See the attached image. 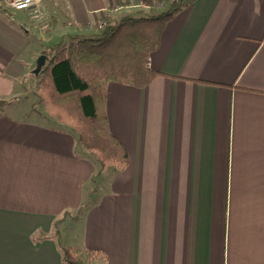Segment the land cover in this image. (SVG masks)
<instances>
[{
  "label": "crops",
  "instance_id": "0c3cea01",
  "mask_svg": "<svg viewBox=\"0 0 264 264\" xmlns=\"http://www.w3.org/2000/svg\"><path fill=\"white\" fill-rule=\"evenodd\" d=\"M41 1L80 27L155 0ZM30 36L0 14V264H66L67 246L106 255L95 264H264V0L193 1L150 55L151 84H107L129 165L105 183L72 127L11 112L33 87Z\"/></svg>",
  "mask_w": 264,
  "mask_h": 264
},
{
  "label": "trees",
  "instance_id": "16d2710c",
  "mask_svg": "<svg viewBox=\"0 0 264 264\" xmlns=\"http://www.w3.org/2000/svg\"><path fill=\"white\" fill-rule=\"evenodd\" d=\"M173 1L161 0L168 5L166 9L151 10L138 17H107L105 24L94 27L91 34H76L68 43L61 40L47 45L41 51L47 56L45 65L38 74L31 71L39 80L29 93L35 94L36 103L43 105L49 116L72 127L100 170L110 166L122 171L129 165L126 148L108 127L107 84L117 82L145 88L158 76L151 67L150 55L159 49L162 34L175 14L195 0H176L175 4ZM0 14L8 23L26 30L1 3ZM58 23L52 21L50 30ZM80 27L87 30L88 25ZM9 104L11 100L0 97V113ZM62 257L66 264H95L98 259H107L99 251L73 246L63 247Z\"/></svg>",
  "mask_w": 264,
  "mask_h": 264
},
{
  "label": "rangeland",
  "instance_id": "374dc122",
  "mask_svg": "<svg viewBox=\"0 0 264 264\" xmlns=\"http://www.w3.org/2000/svg\"><path fill=\"white\" fill-rule=\"evenodd\" d=\"M161 0H155L153 3H147L146 5L144 4H138V5H132L128 7H121V4L116 6L117 11L113 12L112 15H106L104 18L101 19V21L97 23H93L88 25L87 30H84L78 25L72 23V22H59V26H57L55 29L52 28L50 30V24L51 22L49 21L48 17L45 15L43 12V9L41 7L40 13H32V12H16L13 13V15L18 19L19 23L23 25L29 32H30V41L32 42L33 48L37 49V51L34 50V52L39 53L42 51V49L47 46L54 44L59 41H63L64 43H68L70 38L76 34H91L94 30V27H102L106 20L107 17L111 19H118L120 17H127V16H134L138 17L143 13L148 14L151 12V10L155 11H161L167 8L168 5L165 3H160ZM1 3V2H0ZM35 14V15H34ZM49 24V25H48ZM49 27V28H48ZM41 54V53H40ZM36 68V62L33 63L32 66V71ZM30 76L26 79L24 82L25 85H32V90L35 88L36 82L39 80V78L34 77L33 73L30 71ZM25 95V94H24ZM36 96L34 93H29V96L27 98L20 97V100L14 104V106L11 109V112L14 114L15 117H20L21 111H42L43 113L49 115L45 109V107L41 104H37ZM28 117L27 115H25ZM34 114H31L30 117H28L29 120H37L36 116ZM62 123V122H60ZM65 124V123H62ZM67 125V124H66ZM70 126V125H69ZM71 127V126H70ZM113 167H110L107 169V172L102 176L99 177L98 179L103 183L106 182L109 176L112 175ZM103 185L96 186L95 187V194H100L101 190H103ZM74 224V222H73Z\"/></svg>",
  "mask_w": 264,
  "mask_h": 264
},
{
  "label": "built area",
  "instance_id": "2783aa9c",
  "mask_svg": "<svg viewBox=\"0 0 264 264\" xmlns=\"http://www.w3.org/2000/svg\"><path fill=\"white\" fill-rule=\"evenodd\" d=\"M41 0H1L3 7L16 12L40 13ZM34 14V15H35Z\"/></svg>",
  "mask_w": 264,
  "mask_h": 264
},
{
  "label": "water",
  "instance_id": "95a60500",
  "mask_svg": "<svg viewBox=\"0 0 264 264\" xmlns=\"http://www.w3.org/2000/svg\"><path fill=\"white\" fill-rule=\"evenodd\" d=\"M176 2H177L176 0L173 1L174 4ZM46 61H47V56L45 54H41L38 57L37 62H36V68L34 69L35 74H38L41 71Z\"/></svg>",
  "mask_w": 264,
  "mask_h": 264
}]
</instances>
